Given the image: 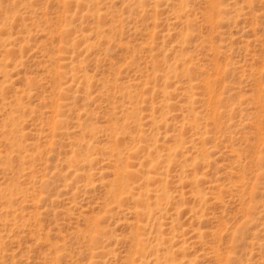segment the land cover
Wrapping results in <instances>:
<instances>
[{
	"label": "rangeland",
	"instance_id": "374dc122",
	"mask_svg": "<svg viewBox=\"0 0 264 264\" xmlns=\"http://www.w3.org/2000/svg\"><path fill=\"white\" fill-rule=\"evenodd\" d=\"M0 264H264V0H0Z\"/></svg>",
	"mask_w": 264,
	"mask_h": 264
}]
</instances>
